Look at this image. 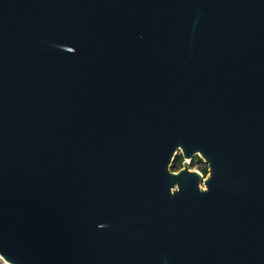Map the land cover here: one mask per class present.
Instances as JSON below:
<instances>
[{"label":"water","instance_id":"water-1","mask_svg":"<svg viewBox=\"0 0 264 264\" xmlns=\"http://www.w3.org/2000/svg\"><path fill=\"white\" fill-rule=\"evenodd\" d=\"M0 257L264 264V0H0Z\"/></svg>","mask_w":264,"mask_h":264},{"label":"trees","instance_id":"trees-1","mask_svg":"<svg viewBox=\"0 0 264 264\" xmlns=\"http://www.w3.org/2000/svg\"><path fill=\"white\" fill-rule=\"evenodd\" d=\"M181 163H182V157L178 153L175 155V160L172 161L171 163L170 170L175 171L179 169L181 167ZM189 167H195V169H197V171H199V173H201V175L203 176L206 175L207 173L206 164L203 163L202 160L197 155H194L192 158L189 159Z\"/></svg>","mask_w":264,"mask_h":264},{"label":"rangeland","instance_id":"rangeland-1","mask_svg":"<svg viewBox=\"0 0 264 264\" xmlns=\"http://www.w3.org/2000/svg\"><path fill=\"white\" fill-rule=\"evenodd\" d=\"M179 153V151H177L176 152V154H178ZM180 154V153H179ZM184 162H187L186 160H184V159H182V163H181V165L184 163ZM188 168L190 169V170H196L197 171V169H195V167H189V161H188ZM181 168V167H180ZM199 172V171H198ZM200 186L201 187H203V185L202 184H200ZM2 264H5V263H2Z\"/></svg>","mask_w":264,"mask_h":264},{"label":"built area","instance_id":"built-area-1","mask_svg":"<svg viewBox=\"0 0 264 264\" xmlns=\"http://www.w3.org/2000/svg\"><path fill=\"white\" fill-rule=\"evenodd\" d=\"M2 263H5L6 264V262L3 261L2 258L0 257V264H2Z\"/></svg>","mask_w":264,"mask_h":264},{"label":"bare ground","instance_id":"bare-ground-1","mask_svg":"<svg viewBox=\"0 0 264 264\" xmlns=\"http://www.w3.org/2000/svg\"><path fill=\"white\" fill-rule=\"evenodd\" d=\"M6 264H9V263H6Z\"/></svg>","mask_w":264,"mask_h":264}]
</instances>
